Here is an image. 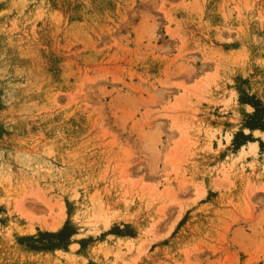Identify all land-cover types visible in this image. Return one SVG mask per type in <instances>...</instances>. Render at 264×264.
Listing matches in <instances>:
<instances>
[{"label":"rangeland","instance_id":"1","mask_svg":"<svg viewBox=\"0 0 264 264\" xmlns=\"http://www.w3.org/2000/svg\"><path fill=\"white\" fill-rule=\"evenodd\" d=\"M254 116L264 0H0V264H264Z\"/></svg>","mask_w":264,"mask_h":264},{"label":"bare ground","instance_id":"2","mask_svg":"<svg viewBox=\"0 0 264 264\" xmlns=\"http://www.w3.org/2000/svg\"><path fill=\"white\" fill-rule=\"evenodd\" d=\"M245 131H248V129L247 128H245ZM254 133H257L256 131L254 132ZM231 134L230 133H226L225 134V139H226V141H229V139L231 138ZM261 136L262 137H264V134H261ZM256 147H257V144H256V141H247V142H245V143H243V144H241V145H239V147L236 149V157L238 158V157H241V156H243V155H245V154H255L256 153ZM229 155V154H228ZM232 155V154H231ZM226 156V155H225ZM230 158V157H229ZM231 160V159H230ZM236 160V159H235ZM230 165V164H229ZM223 166V165H222ZM263 167H264V159H263ZM223 168V167H222ZM224 170H225V167L223 168ZM223 169H221L222 171H223ZM199 196L201 195L200 193L198 194ZM59 210H60V212H59V215L57 216V218H55V219H53V220H51V221H47V220H42V221H39L38 223L40 224V226L42 227V228H46V229H48V230H52V231H54V230H57L60 226H61V224H62V222H63V220H64V216H65V211H64V208H63V205H61V204H59ZM114 218V216L113 215H110V214H106V215H104L103 216V218H102V222H103V225L105 226V227H107L109 224H110V222H111V220ZM34 227H33V225H32V223H30L29 225H28V228H27V230H28V232H32V230H34L33 229ZM25 232H26V230H25ZM73 235H75V233L73 234ZM72 235V236H73ZM118 238H119V240H118V242L119 241H122L120 238V236H117ZM131 240V237H127V238H125V241L123 242V244H125V243H127V242H129ZM117 242V243H118ZM69 246H70V248H74L75 247V244H73V243H71V244H69ZM93 248V247H92ZM92 248H91V250H92ZM54 251H60L61 249L60 248H54L53 249ZM90 251V250H89ZM92 252V251H91ZM89 253V252H88ZM91 256V255H90Z\"/></svg>","mask_w":264,"mask_h":264},{"label":"trees","instance_id":"3","mask_svg":"<svg viewBox=\"0 0 264 264\" xmlns=\"http://www.w3.org/2000/svg\"><path fill=\"white\" fill-rule=\"evenodd\" d=\"M256 113H254L255 115ZM255 120L257 121L256 123H253L252 125H249L248 127L250 128H261L264 129L263 123H259L260 117L259 116H254ZM72 229L68 226V224H64L60 229L57 231H39L36 236L34 235H29V236H22L19 238L20 242H25V240L28 241H34L33 243L35 244H26L27 246L35 249H52L56 247H62L66 244L69 236L72 234ZM44 238H48L51 241H47L45 243H36L40 240H43Z\"/></svg>","mask_w":264,"mask_h":264},{"label":"crops","instance_id":"4","mask_svg":"<svg viewBox=\"0 0 264 264\" xmlns=\"http://www.w3.org/2000/svg\"><path fill=\"white\" fill-rule=\"evenodd\" d=\"M250 130L248 129V131L247 132H249ZM257 132V133H254V132ZM251 132H252V134H254V135H260L261 136V134H264V132L263 131H261L260 132V130H258V129H256V128H253V129H251ZM247 142V141H246ZM256 144H257V142H256Z\"/></svg>","mask_w":264,"mask_h":264}]
</instances>
